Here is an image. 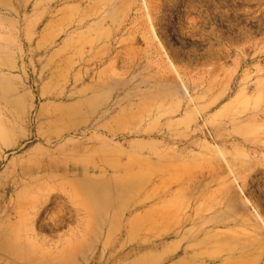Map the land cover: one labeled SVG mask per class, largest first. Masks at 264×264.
<instances>
[{
    "label": "rangeland",
    "instance_id": "obj_1",
    "mask_svg": "<svg viewBox=\"0 0 264 264\" xmlns=\"http://www.w3.org/2000/svg\"><path fill=\"white\" fill-rule=\"evenodd\" d=\"M1 227L0 264H264V0H0Z\"/></svg>",
    "mask_w": 264,
    "mask_h": 264
},
{
    "label": "bare ground",
    "instance_id": "obj_2",
    "mask_svg": "<svg viewBox=\"0 0 264 264\" xmlns=\"http://www.w3.org/2000/svg\"><path fill=\"white\" fill-rule=\"evenodd\" d=\"M19 169V168H18ZM20 170V169H19ZM24 171V170H23ZM22 170L19 171V174H21L23 172ZM21 207V206H20ZM21 209V208H20ZM7 232L2 229V227L0 228V256H5L8 257L9 255H11L13 253V250L10 248V246L7 244ZM141 248V247H140ZM139 248V249H140ZM138 249V250H139ZM110 261V257H108V259H106V262ZM97 263L99 264H103L104 261L102 260H98Z\"/></svg>",
    "mask_w": 264,
    "mask_h": 264
}]
</instances>
